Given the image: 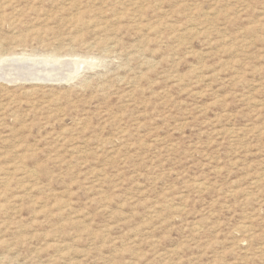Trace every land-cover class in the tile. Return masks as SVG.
I'll list each match as a JSON object with an SVG mask.
<instances>
[{"label":"rangeland","instance_id":"rangeland-1","mask_svg":"<svg viewBox=\"0 0 264 264\" xmlns=\"http://www.w3.org/2000/svg\"><path fill=\"white\" fill-rule=\"evenodd\" d=\"M0 264H264V0H0Z\"/></svg>","mask_w":264,"mask_h":264},{"label":"bare ground","instance_id":"bare-ground-1","mask_svg":"<svg viewBox=\"0 0 264 264\" xmlns=\"http://www.w3.org/2000/svg\"><path fill=\"white\" fill-rule=\"evenodd\" d=\"M131 59V58H130ZM71 60V59H70ZM44 63V62H43ZM85 63V62H84ZM51 64V63H50ZM58 64H60V63H58ZM71 64V63H70ZM78 64H80V62L78 63ZM39 65V64H38ZM24 66V65H23ZM30 66V65H29ZM34 66V65H33ZM26 67V66H25ZM16 68V67H15ZM21 68H22V66H21ZM72 68V67H71ZM76 68V67H75ZM78 68V67H77ZM10 69V68H9ZM13 69V68H12ZM25 69V68H24ZM18 70V72H19V69H17ZM22 70H23V68H22ZM81 70V69H80ZM16 71V70H15ZM15 71H13V73H14V75H16L15 77H17V79H15V80H20V79H26L27 77L28 78H30V79H33V80H36V78H39V80L41 81V79L40 78H43V77H40V75H39V73L36 71V69H31L29 72H27V73H25L26 71L25 70H23V71H25L24 73L25 74H21V75H19V74H16L15 73ZM46 71V70H45ZM32 73V74H31ZM43 73V72H42ZM3 76H5V75H3ZM13 76V75H12ZM42 76H47V77H52L51 76V73H48V72H44V74H42ZM57 76V75H56ZM8 77H9V75H8ZM10 77H11V75H10ZM55 77V76H54ZM53 77V78H54ZM55 78H57V77H55ZM3 79V78H2ZM12 79V78H11ZM60 80V79H59ZM43 81V80H42ZM6 82V81H5ZM4 83V82H3ZM83 153V152H82Z\"/></svg>","mask_w":264,"mask_h":264}]
</instances>
